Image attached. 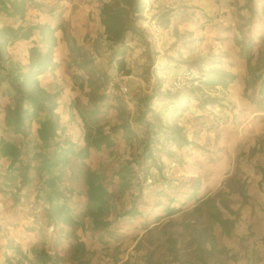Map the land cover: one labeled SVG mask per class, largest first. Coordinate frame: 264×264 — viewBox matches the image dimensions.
<instances>
[{"label": "rangeland", "instance_id": "rangeland-1", "mask_svg": "<svg viewBox=\"0 0 264 264\" xmlns=\"http://www.w3.org/2000/svg\"><path fill=\"white\" fill-rule=\"evenodd\" d=\"M29 1V7L25 12L27 22H36L39 17L42 21H48L51 24L61 21L63 10L62 5L59 4L60 0ZM95 1L100 7L103 0ZM91 2L93 1L91 0ZM145 4L147 3L145 2ZM208 6L210 7L205 8V11L197 5L191 6L188 8L189 10H183L187 13L188 19H190V15L195 17V19L194 17L191 19L194 21L195 29L200 28V31L201 29L203 31L200 32L202 36L198 35L196 39L201 41L202 37L206 38L208 50L205 51L206 54L198 56L194 60L187 59L180 63L192 66L198 72H202L204 70L200 68L201 65L221 64L222 58L226 56L230 59L231 51L237 49L238 56L243 59L246 69L244 73H240L241 77L235 74V80L226 88L220 85L207 86L201 80L197 83L188 80L178 89L189 87L188 89H191L199 97L216 98V103L199 104V113L189 116L188 124L192 127L193 136L188 140L192 147H189V144L181 146L187 145L190 148L189 151L196 148L197 151L193 158L190 160L184 156V151L188 150L180 153L170 152L169 146L165 144L164 147L155 150L154 162L157 165H154L150 160H145L146 144L142 145L143 142H139L133 135L115 142V145L109 149L93 150L87 163L90 168L105 175V183L112 194L110 201L112 212L108 216L111 227L104 230H93L90 227V219L85 218V226L82 229L65 226L64 233H60L57 227H52L47 219H40V211L35 212L37 214L34 215L35 220L31 221L35 226H24V228L27 232L35 230L36 239L39 242L33 244L30 250H28L30 245L27 246L25 254L18 249V260L12 256L11 251L5 253L7 264H78L72 259L73 233L86 241L87 254L83 257L84 264H242V260L247 257V254H249L247 258L251 259L250 264L259 262L258 258L260 259V257L257 254L259 249L255 250L252 246L249 227L248 233L226 235L209 213L219 210L222 217L234 220L233 225L229 227L230 231L241 225L239 222L242 220V209L245 204H249V199L253 197L256 199L252 205L253 210L256 208L264 213V199L261 198V202L257 201L259 197H264V179L258 180L261 176L258 166H264V98L258 97L257 94L259 79L264 77V0H211ZM144 12L146 15H155L150 14L151 7ZM163 12H160L157 17L162 28L167 21V12L162 14ZM93 13L95 14L94 9L90 10L91 20L94 17ZM143 13L137 20L143 19ZM141 32L150 36L144 30ZM132 34L128 35V39ZM177 34L182 41H186L188 38V35L183 31L176 30ZM61 36V31H58V37ZM37 37V35L34 36L35 39ZM232 38L234 46L231 43L228 46L226 42ZM238 39L243 41V49L236 42ZM216 42L219 44H215ZM250 42L253 43V46L248 50L246 46ZM25 44L32 43L28 40L23 45L18 44L16 47H10L12 56H15L21 65L19 68H22L27 62ZM82 47H87L86 51L93 59L97 69L110 76L107 87L104 88L101 85L97 90L98 93L105 91L110 98L118 96L122 100L129 101L131 100L130 95H133L132 97L136 95L132 94L131 87H135L133 91L138 88L135 83L138 81L136 80L138 77L143 78L142 80L148 84L150 74L146 75L145 70H133L134 72H130L128 75L117 71L115 63L110 60L108 43L107 50L102 48V50L96 51L90 42L82 44ZM137 47L129 46L126 57H128L129 65L133 64V67L140 69L141 66L134 63L136 57L131 54L132 50ZM235 64L238 63L231 59L226 63L228 67ZM228 67L210 66L209 68L233 73L227 69ZM62 72L63 81H65V77L72 76L74 86L78 87L79 91L74 99H71L70 103L65 102L61 109V112L66 115L61 125L65 127V132L70 129V139L77 143L79 141L84 143L82 122L76 120L72 110H75L77 104H84L82 101H85L89 88L86 86L85 80L83 81L84 86H80L81 80L84 78L83 71L76 67L73 56H67L65 70ZM120 84L127 86L126 93L119 90ZM3 86L4 84L0 86V89ZM59 86V84H55L54 87L62 91L61 88H58ZM74 90L77 89L71 87L70 91L74 92ZM70 91H68L69 95H72ZM1 97L2 95H0V100ZM145 98L148 99L150 96ZM189 102L191 104L190 100L186 103ZM143 106L148 109L145 110L147 113L152 110L148 108V103ZM136 109V104H131L127 109L126 117L128 118L130 114L135 115ZM190 119L194 120L190 121ZM99 121L107 131L110 126L118 125L120 122L117 112L113 108L103 109L99 115ZM136 122L141 127H148L143 120ZM176 125L173 124L171 128ZM34 127L32 126L30 130L31 135L35 133ZM133 127L137 130L135 125ZM154 133L156 132H148V139L150 134ZM0 134L21 139L19 136H13L4 131ZM116 134H114V138L118 139ZM181 135H185L182 130ZM152 139H154L152 144L162 145L166 136L161 138L162 141L155 136ZM160 152L168 153L169 159L166 162L160 160ZM126 161L136 162L143 175L152 177L154 183L147 185L137 181V178L134 179L136 173L132 171L131 185L125 192H119V179L116 172ZM187 161L191 162L190 172L184 170V164ZM7 163V160H0V220L5 219L8 222L10 220L6 218L10 219L12 215L16 214L18 206L12 195L17 180H10L7 177L9 175ZM164 183L167 185L164 186ZM155 184L156 186L151 187ZM74 185L80 189L83 187L82 183H79V186L76 183ZM149 186L153 195L150 198L147 196L149 192L144 191ZM196 188L203 189L204 193L210 195L192 206L191 202L185 200V195L194 192ZM39 191L40 182L38 180H35L27 189L22 190L20 195L22 198L20 197L18 202L20 207L27 209L29 205H25V203H33V199ZM78 197L77 195L70 201L73 202V205L77 204V211L80 212L83 206H79L76 201ZM169 197H177V201H180L178 211L181 212L154 225L146 232H142L143 234L140 227L143 223L142 220H138V217L131 219L119 215L134 206L136 209L149 211L148 214L152 213L149 220L145 222L151 224L163 216L164 210L161 209L168 205ZM157 198L161 206L154 211ZM224 204L229 207L228 210L223 206ZM257 205H259L258 208ZM212 237L216 241L213 248L210 242ZM6 239V242L9 243L10 238ZM9 244L15 246L13 241ZM222 247L227 250L220 252ZM33 249H44L52 257V260L47 263L35 261Z\"/></svg>", "mask_w": 264, "mask_h": 264}, {"label": "trees", "instance_id": "trees-1", "mask_svg": "<svg viewBox=\"0 0 264 264\" xmlns=\"http://www.w3.org/2000/svg\"><path fill=\"white\" fill-rule=\"evenodd\" d=\"M29 3V0H0V5L8 4L12 14L19 19L16 25L0 24V82L4 84L0 89V95L6 96L10 101L2 108L4 129L21 138L15 139L0 134V160H8L7 177L10 180H17L12 194L17 205L22 190L38 180L40 191L36 193L33 205L34 209L37 206L42 207L40 219H47L60 233H64L65 226L82 229L85 226V218L90 219L93 230H104L111 224L108 216L112 212L110 202L112 194L105 183L104 173L91 169L87 160L92 150L113 147L114 134L118 131L122 130L125 138L133 135L126 117L127 107L120 97L110 98L105 91L97 92L101 85L107 87L110 76L97 69L87 51L65 30L63 21L54 24L48 21L24 23ZM144 7V0H103L99 7V22L108 43L110 60L115 63L117 71L125 75L131 72L125 60L129 48L128 35L135 33L136 20L141 17ZM154 16L159 17V14ZM59 30L63 33V40L68 46L69 55H73L76 67L83 71L84 78L80 86H84L85 80L89 88L87 104L75 106L84 129L82 145L64 136L65 127L60 124V116L56 112L60 91L48 90L40 82L41 75L58 67L54 61V53L58 44L56 33ZM35 33L38 36L36 39L33 37ZM19 40H30L32 44L28 49L26 64L14 72L6 68V62L9 58V46ZM236 42L243 49V41L238 39ZM252 46L253 43L250 42L246 48L250 50ZM186 66L188 65L180 68ZM198 73L201 82L207 86L220 85L226 88L236 78L235 74L216 68ZM257 94L258 97L264 98V77L259 79ZM164 97L177 100L179 109L185 108L182 100L188 102L189 97L197 99L201 105L216 103L215 97H199L192 90H178L166 93ZM109 108L116 109L120 122L118 125L110 126L107 131L100 123L99 115L103 109ZM33 121L37 122L35 135L30 133ZM148 124L150 125V122ZM152 128H148V132H154ZM181 130L177 125L170 128L166 140L177 146L190 144L186 136L181 135ZM152 142L154 139L149 137L145 143V160L157 165L154 162L155 150L159 148ZM258 170L264 178V166H258ZM116 176L119 179V192L123 193L133 181L131 161H126L117 170ZM75 183L77 186L82 183L83 187L80 189L74 185ZM77 195L79 197L76 201L79 206H83L80 212L77 211V204L73 205L70 201ZM223 206L229 209L226 204ZM169 212L173 213L175 209H169ZM137 214L139 211L134 206L119 213L120 216ZM209 215L222 227L226 235L230 234L229 227L233 225L234 220L222 217L219 210ZM65 234L67 236V232ZM73 235L72 259L78 264H84L83 257L87 254L86 243L77 234ZM210 242L213 248L216 244L214 237ZM226 250L222 247L219 251ZM33 253L37 262L47 263L52 260L44 249H33Z\"/></svg>", "mask_w": 264, "mask_h": 264}, {"label": "crops", "instance_id": "crops-1", "mask_svg": "<svg viewBox=\"0 0 264 264\" xmlns=\"http://www.w3.org/2000/svg\"><path fill=\"white\" fill-rule=\"evenodd\" d=\"M60 0L59 4L62 5V14H61V21H63L65 30L70 33L77 43L82 46V44L89 42L94 45L96 51H99L100 49H106L107 50V42L105 40V34L103 32L102 26L99 22V4L92 0ZM91 2V3H90ZM147 5V10L151 7L150 14H159L160 12L167 11V22L165 23L163 27L162 33L157 37L152 35L148 30L143 29L141 27V20L139 19L136 21V31L132 34V36L128 39V45L130 47L138 46L137 48H134L131 52V54L136 57V60H134L135 64L138 66L140 65L141 68L137 69V67H133L134 65H129L128 60L126 57V64L127 67L131 69V72H134L133 70H145L146 75L149 73L150 78L147 81L148 84L143 78L138 77L135 83L138 88L135 89V87H131L132 94L135 93L136 95L132 97L133 95H130L129 98L131 100L124 99L123 101L126 104L127 109L132 104H136L137 111L135 115L130 114L127 118L130 123V128L133 131V136L138 139L139 142L142 145H145V143L148 141V128L153 127L152 130L156 133L150 134V137L154 138L158 137L159 140L162 141L161 138H164L167 133L169 132V129L173 124H177L182 131L185 133V136L187 139H191V136H193L192 127L188 124L189 116H194L198 114L199 109V101L195 98L189 97V100L191 101L189 103H186L183 99L182 103L185 105L184 109H179L178 107V101L177 100H171L170 98L164 97V94L166 93H173V89L170 87V83L172 82L173 77L180 71V67H183L181 64L182 62L186 61L187 59L189 61L196 59L198 56L206 54V50H208V43L207 39H196V36H202L203 32L202 29L200 31L199 29H195V24L193 23L191 19H193L194 16H189L190 19L187 18V13L183 10H189L191 6L197 5L198 7H202L205 11V8L210 7L208 6L209 2L211 0H145ZM94 9V17L91 20L89 17L90 10ZM198 16V13H196ZM143 18L147 17L146 13H143ZM195 19V17H194ZM42 21V19L39 17L37 18V21ZM9 24V25H16L19 23V19L17 16L13 15L9 5L4 4L0 5V24ZM26 16H25V22ZM142 30L148 32L150 36H146V34L141 32ZM176 30L185 32L186 35H188L186 38V41L180 40L178 38V34L176 35ZM187 30H189L187 32ZM61 31V30H59ZM193 32V34H192ZM62 36L58 37V32L56 33L58 37V44L55 47V53H54V61L58 64V67L50 72H46L43 75L40 76V82L41 84L47 88L48 90H55L54 87L55 84H59V89L61 88L62 91H60V95L58 98V106L56 109V112L60 116V124L62 121L65 120L66 115L61 112V109L64 107L65 102L70 103L71 99H74V97L78 94L77 91L78 87L74 86L72 76L65 77V81H63V72L65 70V63L67 56H69V50L66 42L63 40V33L61 31ZM37 34L35 33L34 36ZM33 36V37H34ZM229 41V42H228ZM24 42H28V40H19L16 41L14 44L9 46V58L6 62V68L10 69L12 71H16L21 66L18 62L15 56H12V53L10 51V47H16L18 44L23 45ZM228 46L231 44L233 45V38L231 40H227ZM231 43V44H230ZM215 44H219V42H216ZM26 45V58H28V49L31 46V44ZM234 46V45H233ZM86 50L87 47H84ZM88 53V52H87ZM231 60H235L236 63L234 66L229 67L226 65L228 63L229 58L226 56L222 58L221 64H210L207 66L201 65L200 68L206 71L210 66H217L221 68H226L232 71L234 74H237L239 77H241L240 73L245 72V64L243 59L239 58L237 49H233L231 51ZM89 54V53H88ZM73 56V55H70ZM181 62V63H180ZM134 68V69H133ZM202 71V72H204ZM67 78V79H66ZM238 79V78H237ZM0 86H2V83L0 82ZM71 87H75L74 92L70 91ZM183 88L181 90H189L191 89ZM70 91L72 95H69ZM88 94V93H87ZM147 96H153L151 98L146 99ZM148 100V101H147ZM9 99L6 96H2L0 100V133L6 132L4 129V122H3V112L2 108L9 103ZM84 104H87L88 97L86 95L85 101H82ZM148 103V108H151L152 110L147 113L145 111V107L143 105H146ZM115 112L116 109L113 108ZM195 110V111H194ZM194 111V112H191ZM144 112H146L144 114ZM72 113L75 114V118L77 121L82 122L81 118L78 115L77 110L73 109ZM191 113V114H190ZM148 114H151L148 116ZM197 119V118H195ZM143 120L145 124L150 122V125L148 124V127L144 126L141 127L136 121ZM149 120V121H145ZM194 119H190V121H193ZM134 121V122H133ZM147 122V123H146ZM134 123V124H133ZM137 128V130L133 127ZM32 126L35 128L37 126V122L33 121ZM83 126V125H82ZM70 129L69 131L64 133V136L69 137L70 136ZM120 133H117L116 136L118 139H115V142H118L120 140L126 139L123 135V131L120 130ZM135 132V133H134ZM36 132L34 133V135ZM70 138V137H69ZM36 140V138L34 137ZM79 145H82L83 142L79 141ZM169 146L170 152H182L184 150V156L187 159H192L194 154L196 153V148L191 149L188 148L187 145L184 146H177L170 140L165 139V142L162 143V145H158V148ZM191 144H189V147ZM192 147V146H191ZM109 149V148H108ZM99 151V150H98ZM156 153V152H155ZM160 160L163 162H166L169 159L167 152H160ZM93 150L90 152V156H92ZM7 160V159H4ZM186 160V159H185ZM8 162V160H7ZM191 162L187 161V163L184 164V170L190 172V164ZM193 166V165H192ZM94 169V168H91ZM96 170V169H94ZM194 171V170H193ZM192 171V172H193ZM261 175V173H260ZM264 179L262 178V175L259 177L258 180ZM167 183H164V186H166ZM155 185H152L151 187H154ZM151 187H146L145 192H149L147 195L149 198L152 195ZM162 187V186H160ZM210 194L204 193L203 189L196 188L194 192L186 194L185 200L188 202H191V205L194 206L198 204L200 201L205 199ZM146 197V196H145ZM261 198L264 199V197H259L257 199L258 202H261ZM177 197H169V200L167 201L166 206L162 207L161 210H164L163 216L159 218V220L151 223L146 224V220H149L151 217L150 214H148L149 211H142V209L138 208L139 214L135 216H124L129 217L133 219L134 217H138V220H142V225L139 223V226L142 228L141 233L146 232L150 228H152L154 225L159 224L160 222H164L166 219L173 217L174 215L178 214L181 211H178V206L180 205V201H177ZM181 200V199H180ZM184 200V199H183ZM256 202V199L251 198L249 199V204H245L242 209V215H241V221L239 222L241 225L237 226V228H233L232 231H230V234L236 235L244 233H248V227L250 228L251 235L249 236L252 246L256 250L257 248L259 251H257V254H259L260 259L258 258L259 262L257 264H264V213L259 211L258 209H252L253 203ZM23 204V203H22ZM29 205V207L23 208L20 207L21 205L18 204L16 209V214L12 215L9 218H6L10 221L7 222V220H0V264H7L5 262V253L11 251L12 256L19 258V255H17V251L22 250L23 253H26L27 246H31L37 242H39L38 239H36V231H30L27 232V230L24 228V226H35L34 222H31L34 220L35 212L40 211L42 208L41 206H37L36 209H34V205L32 202L25 203V205ZM159 200L157 198V202L153 210L155 211L157 208H160ZM259 205H257V208ZM20 208V209H19ZM130 208V207H129ZM169 209H175V212L170 213ZM139 222V221H138ZM13 223V224H12ZM15 223L18 225H15ZM11 224V226H9ZM91 227V223H90ZM111 227V225L108 226V228ZM107 229V228H106ZM142 233V234H143ZM6 238H10L9 243L12 241L14 242L15 246H11L8 242H6ZM86 243V241H85ZM18 247V248H17ZM33 247V246H32ZM249 254H247V257ZM29 257V256H28ZM243 258L242 264H250L251 259Z\"/></svg>", "mask_w": 264, "mask_h": 264}, {"label": "built area", "instance_id": "built-area-1", "mask_svg": "<svg viewBox=\"0 0 264 264\" xmlns=\"http://www.w3.org/2000/svg\"><path fill=\"white\" fill-rule=\"evenodd\" d=\"M147 10V4H145L144 11ZM141 27L148 30L152 35L159 36L162 33V26L158 21L157 17L154 15H148L147 17L141 20ZM188 80H192L193 83L200 81V75L194 67L186 66L181 69L173 77L171 82V88L173 90L180 89ZM119 90L122 93H126L128 88L124 84L119 85ZM131 169L136 173L134 179L137 178V181H141L144 184L151 185L154 183V179L148 175H143L142 170H139V166L136 162H131Z\"/></svg>", "mask_w": 264, "mask_h": 264}]
</instances>
